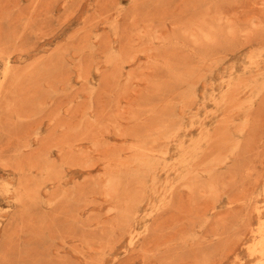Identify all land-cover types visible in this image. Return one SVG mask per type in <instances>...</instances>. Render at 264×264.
I'll list each match as a JSON object with an SVG mask.
<instances>
[{
	"label": "rangeland",
	"instance_id": "rangeland-1",
	"mask_svg": "<svg viewBox=\"0 0 264 264\" xmlns=\"http://www.w3.org/2000/svg\"><path fill=\"white\" fill-rule=\"evenodd\" d=\"M0 264H264V0H0Z\"/></svg>",
	"mask_w": 264,
	"mask_h": 264
}]
</instances>
